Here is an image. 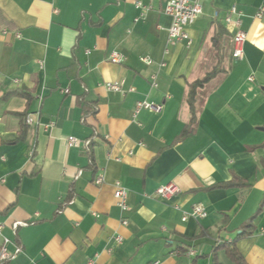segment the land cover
I'll use <instances>...</instances> for the list:
<instances>
[{
	"label": "crops",
	"instance_id": "0c3cea01",
	"mask_svg": "<svg viewBox=\"0 0 264 264\" xmlns=\"http://www.w3.org/2000/svg\"><path fill=\"white\" fill-rule=\"evenodd\" d=\"M196 1L188 40L170 44L165 0H0L7 264H212L213 248L253 215L251 234L235 246L246 264H264V12L256 16L264 0ZM232 6L245 32L240 59L232 57L236 28L224 22ZM112 52L121 63L107 60ZM218 53L223 72L198 91L196 122L182 137L188 85ZM112 82H123L122 92L107 90ZM137 101L161 109L134 115ZM22 113L34 122L21 139ZM233 175L249 186L217 187ZM116 183L128 192L125 212ZM168 183L179 193L162 199L155 190ZM195 205L206 217L183 221ZM215 259L234 264L223 249Z\"/></svg>",
	"mask_w": 264,
	"mask_h": 264
},
{
	"label": "built area",
	"instance_id": "2783aa9c",
	"mask_svg": "<svg viewBox=\"0 0 264 264\" xmlns=\"http://www.w3.org/2000/svg\"><path fill=\"white\" fill-rule=\"evenodd\" d=\"M136 8L141 9L142 11H148L150 10L149 6H145L140 2L136 3ZM264 12V7H261L259 12L257 13V18H260L262 13ZM163 13L167 15L170 20L171 24L170 27L167 30V37L168 42L170 44H175L180 41H187L188 35L186 32V28L191 25L196 18L201 14V6L196 0H165V5L163 8ZM232 16H238V12L234 6H232L224 16V22L226 24L233 23L236 32L233 36V52L232 57L233 59H240L243 56V43L245 41V32L240 28V20L237 18L235 20H232ZM214 17H217V13L214 14ZM17 38L20 37L18 33L15 34ZM107 60L113 64L121 63L122 59L121 56L117 52H112ZM141 61L145 63H149L147 58H142ZM152 86H155L154 81H152ZM106 89L109 91H115V92H122L123 88V82H112L107 83L105 85ZM132 90V89H130ZM161 109L160 105H154L151 103H148L146 101H137L134 105V115H136L140 110H149L153 111L155 113H158ZM34 122V119L32 116H27L25 119V123L27 125H31ZM53 124L49 123L45 126L46 129L51 127ZM77 143L76 139L70 138L67 141V145L69 147L75 145ZM103 179L101 177L95 178V184L100 185L102 183ZM115 191H114V198L116 199L117 206L119 207L121 212H125L127 210V196L128 192L126 189L121 187L118 183L115 184ZM179 193L178 188L173 183H168L165 185H162L158 187L155 190V194L159 196L162 199H169ZM188 217L193 219H202L206 217V212L204 208L201 205H195L192 207V209L185 213L182 216V220H186ZM122 225L126 224L125 220L121 221ZM121 238L117 237L116 242L120 243ZM8 243L6 239L3 240V244L0 247V264H4L10 260L12 257V254H10L7 249L5 248V245ZM16 251H19L18 249ZM88 264H94L93 261H89ZM150 264H157L150 263Z\"/></svg>",
	"mask_w": 264,
	"mask_h": 264
},
{
	"label": "trees",
	"instance_id": "16d2710c",
	"mask_svg": "<svg viewBox=\"0 0 264 264\" xmlns=\"http://www.w3.org/2000/svg\"><path fill=\"white\" fill-rule=\"evenodd\" d=\"M215 43H216V46L218 47L219 42L217 41V39H215ZM216 58H217V64L211 71L207 72L202 78L197 79V80L189 83V85H188L189 90H188V96H187V105H188V109H189V113H190V120H189L188 125L185 127V130L182 132V135H181L182 137L184 135L192 132V127L196 122L195 104H196V96H197L198 91L203 89L204 86L206 84H208V82H210L217 74H220L223 72V69L221 67L222 55L220 53H218ZM94 113H95V109L92 110V114H94ZM21 117L23 118V124H24L23 130L21 131V135H20V138L22 139L24 134H25V127L27 126L25 123L26 114L22 113ZM92 148H93L92 142H88L85 149H84V153L86 154V156L88 158V162H89L90 167L93 166ZM248 186H249L248 182H246V181L238 178L237 176L233 175L232 179L229 182L219 184L217 187H219V188H246ZM71 200H72V196L70 195L63 202L62 205L68 204ZM62 205H60V207ZM59 209H61V208H59ZM255 214H257V213H255ZM254 216L255 215H253L248 220L247 224L244 225L241 232L233 239V241L231 243L222 242L213 248L214 260H213L212 264H218L216 259H215V253L217 250H220V249L225 250L227 257L234 264H246V262L244 261L242 256L237 251L235 243L240 238H243V237L251 234V231L249 229L251 228V222L254 219ZM4 264H7V262Z\"/></svg>",
	"mask_w": 264,
	"mask_h": 264
}]
</instances>
